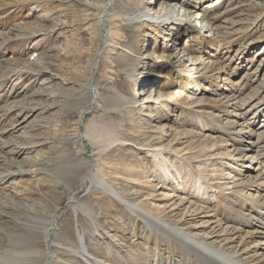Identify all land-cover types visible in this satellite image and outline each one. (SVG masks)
Returning a JSON list of instances; mask_svg holds the SVG:
<instances>
[{
	"label": "rangeland",
	"instance_id": "1",
	"mask_svg": "<svg viewBox=\"0 0 264 264\" xmlns=\"http://www.w3.org/2000/svg\"><path fill=\"white\" fill-rule=\"evenodd\" d=\"M109 1L112 18L127 2L152 13L165 4L180 10L165 30L121 18L102 23ZM93 83L97 98L84 113L79 102ZM2 109L9 112L0 118V258L16 222L57 211L51 240L70 245L81 232L88 255L103 264H193L98 188L81 196L61 160H88L127 202L201 240L240 212L261 216L254 210L264 172L247 168L254 150L264 153V0H0ZM15 164L31 172L5 176ZM70 189L90 220L63 207ZM232 226L241 232L226 250L264 255L261 238L242 234L252 228ZM89 263L58 250L49 262Z\"/></svg>",
	"mask_w": 264,
	"mask_h": 264
},
{
	"label": "bare ground",
	"instance_id": "2",
	"mask_svg": "<svg viewBox=\"0 0 264 264\" xmlns=\"http://www.w3.org/2000/svg\"><path fill=\"white\" fill-rule=\"evenodd\" d=\"M110 8H111V2L109 1L100 15V20L102 23H111L114 21V19L121 18V20H123L126 25L131 27L139 24H149L157 28H163L164 30L167 29V27L177 19L176 15L179 13L180 10L177 4L174 5L165 4L164 6L160 7L158 13H152V12L142 11L135 4L127 2L123 5L121 14H118L117 18H112L108 16V10ZM206 15L207 13H204L203 16ZM183 17L186 18L185 16ZM200 19H204V18L201 17ZM181 20L183 22L191 23L192 21H196L197 18L196 17L193 18L190 16L184 20L183 19ZM181 20L179 21L181 22ZM204 22L205 21L203 20L200 22V24H202L203 26ZM206 30H207L206 32H209L210 28L207 26ZM101 42L103 47H106L109 44V38L107 33L104 34ZM125 52L128 53L127 51ZM94 86L95 84L93 83L92 88H89L90 86L87 87L88 88L87 98L79 102L81 104V107L83 108L84 113H87L90 110V108L93 107L95 99L97 98V95H95L94 97V94L91 93V90L94 88ZM127 104L131 106L133 102H128ZM8 112L9 109L0 110V118L7 116ZM248 132H251V130H249ZM81 136L83 137L84 135ZM249 145H253V144H249ZM249 149L252 151L254 150L253 148H249ZM18 150H20L19 147L17 148L15 147L14 150L13 148L12 150H9V153L15 154L16 152H18ZM245 151L246 150L241 147L238 150L240 155L244 154ZM254 151L257 155L256 160H254L255 162H251V167L247 169H250L251 173L264 172V161H263L264 153H262L263 152L262 150H254ZM65 159L63 157V159L61 160L62 162V166L60 165L61 170L65 171L64 173L66 174V176L69 177L72 176V178H76L77 181L81 182V190L79 192L81 196L85 195L91 187L98 188L101 192L119 201L128 211H130L132 214L136 215L139 219H141L147 226V229L148 231H150V233L156 232L162 239H167L171 243H174L178 248H180L183 251V254L187 258L191 257L193 259L194 262L193 264H264V255H262L261 252L257 254L258 252L257 250L255 251H247L243 249H240L238 251L226 250L227 248H229L228 246L230 244H233L235 242V240L238 238V234H240L241 232L240 228H236L232 226V224L235 223L238 225H242V226L244 225L252 228L253 229L252 231H247L242 233L244 238L245 237L248 239L253 237L261 238L262 242L259 245L260 248H264V196H260L262 197V200H259L257 202L258 204H260L259 206H261V208L254 210L258 212V214L261 216H255L249 213L243 214L242 212H240L237 215H233L234 217L226 220L227 226L225 228L221 224H217V225L215 224L214 229L216 230L212 229L213 232H211V235L208 236L206 240L205 239L201 240L198 237L199 235L197 234L188 235L186 233H181L179 230L171 229L168 227V225L164 223L161 224V222H159L158 219L151 217V215H149V213L146 212L144 209L139 208L138 206L132 205L129 202H127L125 199L119 196L117 192L110 185H108V183L102 177H100V175L98 176L94 171H92L88 160H85L84 163L82 162L84 164L82 165L81 163L76 161L74 163L65 162L64 161ZM14 169L16 170L10 172L11 170L8 171L9 170L8 168V170L4 172L5 173L4 175L6 176V174H8V176H10L17 174H27L28 172H31L29 170L26 171V169H21L19 165L14 166ZM262 174L264 175V173ZM234 186H237V184L235 183ZM199 188L201 190L200 186ZM70 191L72 195L68 199H66L63 207L71 204L73 205L72 207L74 212L77 209H79L84 213V215L88 218V220H90L88 217V210H87L88 207L85 208L82 204L80 203L78 204V201L75 200L73 197L74 194L73 189H70ZM256 198L257 196L255 197V199ZM196 199L199 200L200 196L197 195ZM204 212L205 209L203 208L202 218H207ZM56 218H58L57 211L49 215V217L45 219L44 218L42 219L35 215H28L26 220H24V222H16L15 225L16 230L13 233L7 235L8 242L4 248V252L6 256L4 258H0V264H35L36 263L35 260H38L42 257L45 258L44 260L46 261V264H49V262H51L57 250L64 253V255L65 254L67 256L72 255L75 258L82 261L86 256L91 258L94 264H103L96 257H92V256L90 257L88 255L89 253L87 252L84 237L81 232H78L76 237V242L70 245H61L59 243L52 241L51 236H53V231L55 230L57 225ZM214 223L215 222H210V224H214ZM91 226H92V222L89 221V226L83 228V231L84 230L88 231L89 227ZM212 238H216L220 240L219 242L210 241V239ZM42 245L45 246L44 252L40 250V246ZM241 256L244 257L245 261H248V263L243 262L240 259Z\"/></svg>",
	"mask_w": 264,
	"mask_h": 264
}]
</instances>
